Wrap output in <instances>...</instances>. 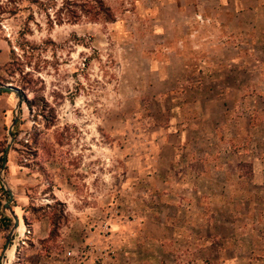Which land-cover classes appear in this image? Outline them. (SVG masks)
Returning a JSON list of instances; mask_svg holds the SVG:
<instances>
[{
    "label": "rangeland",
    "instance_id": "1",
    "mask_svg": "<svg viewBox=\"0 0 264 264\" xmlns=\"http://www.w3.org/2000/svg\"><path fill=\"white\" fill-rule=\"evenodd\" d=\"M226 1L51 26L0 0V81L31 101L0 92V213L11 189L28 229L7 249L0 216V264H264V56L241 73Z\"/></svg>",
    "mask_w": 264,
    "mask_h": 264
},
{
    "label": "crops",
    "instance_id": "2",
    "mask_svg": "<svg viewBox=\"0 0 264 264\" xmlns=\"http://www.w3.org/2000/svg\"><path fill=\"white\" fill-rule=\"evenodd\" d=\"M224 7H228L226 16L229 17V19L226 24H222L223 22L217 19L215 20L219 26L226 28V30L230 31L229 34L233 35H229L230 37L228 40L234 42V38L242 39L240 45L237 44L234 49L238 52L236 57L241 56L237 59H242V61H244V66L241 67V69L239 68V70L242 71L241 73H243V75H248L249 72L245 74L244 71L245 69L250 70V60L254 58L252 54H261V57L264 56V0H227ZM230 29H233L232 33ZM221 44L224 43L221 42ZM228 46H230V44H228ZM0 57H2L3 63L9 62L8 44L3 40H0ZM183 61L185 62L184 74L188 75L189 65L186 59H183ZM40 224L35 223L28 225V228H35L32 231L37 234L36 231L40 228ZM27 230L23 220L20 219V228L18 230L19 237L24 238ZM10 255L12 260V252Z\"/></svg>",
    "mask_w": 264,
    "mask_h": 264
},
{
    "label": "trees",
    "instance_id": "3",
    "mask_svg": "<svg viewBox=\"0 0 264 264\" xmlns=\"http://www.w3.org/2000/svg\"><path fill=\"white\" fill-rule=\"evenodd\" d=\"M22 2H28L30 5L36 6L40 11L45 13L48 24L51 26L62 25L65 23H78L84 19L87 20H112L110 9L106 6L105 0H19ZM14 53V51H12ZM12 62L9 63L6 68L10 69ZM0 84H4L0 81ZM2 92V91H0ZM23 99L26 100L24 93H21ZM28 105H31V101L26 100ZM59 205H63L58 202ZM2 218L3 227L10 229L13 225V220L0 213ZM60 216L54 222H52L53 229L50 233V238L59 237L61 223L58 222Z\"/></svg>",
    "mask_w": 264,
    "mask_h": 264
},
{
    "label": "water",
    "instance_id": "4",
    "mask_svg": "<svg viewBox=\"0 0 264 264\" xmlns=\"http://www.w3.org/2000/svg\"><path fill=\"white\" fill-rule=\"evenodd\" d=\"M0 91H8V92H16L20 98V101L18 103V108H20L22 106V94H21V89L14 87L13 85H6V84H0ZM19 117L16 116L15 121L13 126L9 129V135L11 137V141L7 146V149L4 153V165H3V169L6 168L7 163H8V155H9V151L11 149V146L15 140L14 135H13V127L14 125H16L18 123ZM7 193L9 195V200L5 203L4 205V209L10 211L13 219H14V225L11 229V233H10V237L8 238L7 241V245L6 248L8 249V247L11 244L12 238L14 237V235L18 232L19 228H20V219L18 217V215L16 214V212L13 210L12 208V203L14 201V193L12 192L11 189H7ZM4 253L6 254V250L4 251Z\"/></svg>",
    "mask_w": 264,
    "mask_h": 264
}]
</instances>
